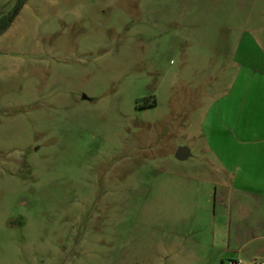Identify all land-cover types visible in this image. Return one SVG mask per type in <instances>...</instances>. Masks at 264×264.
Wrapping results in <instances>:
<instances>
[{"label": "rangeland", "instance_id": "obj_1", "mask_svg": "<svg viewBox=\"0 0 264 264\" xmlns=\"http://www.w3.org/2000/svg\"><path fill=\"white\" fill-rule=\"evenodd\" d=\"M241 36L264 0H30L0 36V264H229L198 246L226 239L207 117Z\"/></svg>", "mask_w": 264, "mask_h": 264}, {"label": "crops", "instance_id": "obj_2", "mask_svg": "<svg viewBox=\"0 0 264 264\" xmlns=\"http://www.w3.org/2000/svg\"><path fill=\"white\" fill-rule=\"evenodd\" d=\"M259 42L247 36L235 41L236 50L228 55L232 79L207 117L208 150L219 161L222 176L216 185L223 188L228 221L224 245L198 247L229 264L264 260V47Z\"/></svg>", "mask_w": 264, "mask_h": 264}, {"label": "trees", "instance_id": "obj_3", "mask_svg": "<svg viewBox=\"0 0 264 264\" xmlns=\"http://www.w3.org/2000/svg\"><path fill=\"white\" fill-rule=\"evenodd\" d=\"M28 0H16L13 8L7 15H0V36H2L18 17Z\"/></svg>", "mask_w": 264, "mask_h": 264}, {"label": "water", "instance_id": "obj_4", "mask_svg": "<svg viewBox=\"0 0 264 264\" xmlns=\"http://www.w3.org/2000/svg\"><path fill=\"white\" fill-rule=\"evenodd\" d=\"M86 99V98H84ZM189 157V151L186 148H179L176 152V159L179 161H185Z\"/></svg>", "mask_w": 264, "mask_h": 264}, {"label": "built area", "instance_id": "obj_5", "mask_svg": "<svg viewBox=\"0 0 264 264\" xmlns=\"http://www.w3.org/2000/svg\"><path fill=\"white\" fill-rule=\"evenodd\" d=\"M231 264H245V263L239 261V262H233ZM249 264H264V260H255V261H253V262H251Z\"/></svg>", "mask_w": 264, "mask_h": 264}]
</instances>
